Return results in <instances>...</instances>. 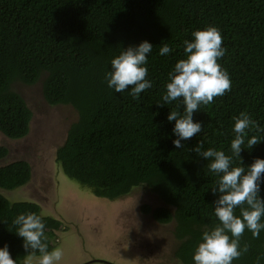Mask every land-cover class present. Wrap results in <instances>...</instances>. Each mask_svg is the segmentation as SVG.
<instances>
[{
  "label": "trees",
  "instance_id": "obj_1",
  "mask_svg": "<svg viewBox=\"0 0 264 264\" xmlns=\"http://www.w3.org/2000/svg\"><path fill=\"white\" fill-rule=\"evenodd\" d=\"M207 26L220 30L226 52L217 62L227 70L231 87L194 111L201 131L181 139L177 148L175 120L167 117L173 109L183 113L184 106L179 100L163 104L161 96L169 71L184 58L183 41ZM145 40L153 45L146 76L152 87L138 99L129 94L131 85L115 92L105 80L111 59ZM164 43L173 51L161 56ZM40 80L50 105H70L78 114L56 152L66 176L108 199L148 186L166 206L142 210L160 223L176 222V256L193 264L202 232L218 222L213 212L221 195L207 168L212 158L195 148L201 143V150L231 155L232 117L242 111L264 128V0H0V134L6 138L26 137L33 117L12 84ZM252 135L260 140L249 148L246 138L233 166L247 168L264 158V132L252 128ZM8 154L0 145V247L7 244L16 264H24L26 256L41 253L23 247L12 221L20 213L41 214V207L3 193L26 185L32 175L24 159L2 164ZM258 183L264 198V173ZM234 215H240L239 206ZM42 221V242L50 251L63 223L44 215ZM239 244L247 251L232 264H264V230L254 237L245 229ZM92 262L100 261L86 264Z\"/></svg>",
  "mask_w": 264,
  "mask_h": 264
},
{
  "label": "clouds",
  "instance_id": "obj_2",
  "mask_svg": "<svg viewBox=\"0 0 264 264\" xmlns=\"http://www.w3.org/2000/svg\"><path fill=\"white\" fill-rule=\"evenodd\" d=\"M191 36L194 39L183 41L184 58L179 59L169 71L168 82L161 96L163 104L179 100L184 106L183 113L173 109L167 117L168 121L175 120L173 133L178 139L173 143L177 148L182 147L181 139L201 131L200 122L193 121L194 111L212 102L215 96L224 95L231 87L227 70L217 62L226 52V48L221 46L220 30L207 26L194 30ZM152 49L153 45L145 40L114 56L110 61L111 70L105 73L107 86L115 92H122L131 85L129 94L138 99L143 90L152 87V81L146 78L148 54ZM172 51L167 43L159 47L161 56ZM232 119L234 138L230 142L231 155L214 148L201 150V143L195 148L203 157L212 158L207 168L217 177L215 183L221 195L213 212L218 222L202 232L201 240L192 254L193 264H232L235 258L247 251L246 245L241 248L239 244L244 230H249L254 237L264 230V220L261 219L264 217V198L259 196L258 183L264 173V158H256L247 168L233 166V157L239 155L246 138L249 148L260 140L256 135L248 137V130L255 128L257 132H264V128H260L246 111ZM237 206L239 216L234 215ZM42 215L20 213L12 222L18 226L16 234L23 237V247L41 253L39 264H58L62 258L61 248L55 247L49 251L47 244L42 242L45 227ZM0 264H16L7 244L0 247ZM24 264H31V255L25 257Z\"/></svg>",
  "mask_w": 264,
  "mask_h": 264
},
{
  "label": "rangeland",
  "instance_id": "obj_3",
  "mask_svg": "<svg viewBox=\"0 0 264 264\" xmlns=\"http://www.w3.org/2000/svg\"><path fill=\"white\" fill-rule=\"evenodd\" d=\"M12 89L23 96L33 117L26 137L9 139L0 134V145L9 149L2 164L24 159L32 167V178L25 186L3 193L12 201L40 203L44 216L65 218L63 241L55 242L62 250L58 264H83L99 258L114 264H184L175 253L180 243L176 222L160 223L142 210L143 205L166 206L148 186L108 199L64 175L56 152L77 121L76 110L70 105H50L41 80L32 85L16 81ZM39 259L31 256V264H39Z\"/></svg>",
  "mask_w": 264,
  "mask_h": 264
},
{
  "label": "flooded vegetation",
  "instance_id": "obj_4",
  "mask_svg": "<svg viewBox=\"0 0 264 264\" xmlns=\"http://www.w3.org/2000/svg\"><path fill=\"white\" fill-rule=\"evenodd\" d=\"M65 175V174H64ZM62 178H63V176H61ZM31 178H32V175H31ZM31 180V179H30ZM29 180V181H30ZM28 184V183H27ZM25 186V185H24ZM23 187V186H22ZM92 190V189H91ZM104 198V197H103ZM28 199H30V198H28ZM29 201H31V202H35V203H37L38 205H40V203H38V202H36V201H32L31 199L29 200ZM40 207H41V213H43L42 211H43V208H42V205H40ZM53 217V216H52ZM60 217H63V216H60ZM54 218H57V219H59V220H61V222L64 224L65 223V218H59V217H54ZM63 225H62V230H60V231H57V233L58 234H63V233H65V231L63 230ZM75 229H77V228H75ZM79 230V229H78ZM83 232V231H82ZM60 234V235H61ZM83 237H84V235H82ZM91 237H93L92 235H91V233H90V236H89V240L91 239ZM63 238H64V234H63V236L61 235L60 236V238H59V240H61V241H63ZM81 240H83V241H85L83 238L81 239ZM36 257V256H35ZM100 262H103V263H105V264H107V263H111V262H109L108 260H106V259H101V258H99L98 259ZM90 261H93V260H90ZM89 262V261H88ZM87 263V262H86ZM86 263H83V264H86Z\"/></svg>",
  "mask_w": 264,
  "mask_h": 264
},
{
  "label": "water",
  "instance_id": "obj_5",
  "mask_svg": "<svg viewBox=\"0 0 264 264\" xmlns=\"http://www.w3.org/2000/svg\"><path fill=\"white\" fill-rule=\"evenodd\" d=\"M113 264V263H112Z\"/></svg>",
  "mask_w": 264,
  "mask_h": 264
}]
</instances>
